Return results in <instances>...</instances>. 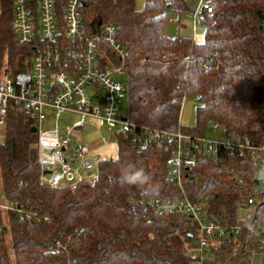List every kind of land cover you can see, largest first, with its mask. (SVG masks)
<instances>
[{"label":"trees","instance_id":"16d2710c","mask_svg":"<svg viewBox=\"0 0 264 264\" xmlns=\"http://www.w3.org/2000/svg\"><path fill=\"white\" fill-rule=\"evenodd\" d=\"M216 12L203 13V40L169 36L165 24L171 6L190 10L187 0H86L88 33L113 22L125 53L109 51L127 81V125L115 133L117 155L98 158L93 183L52 187L40 181L38 132L34 120L10 103L0 145V186L40 221L9 213V236L0 237V264H189V215L136 207L134 201L189 197L208 213L231 223L245 212L261 186L260 164L251 153L215 155L194 144L208 136L209 120L226 136L264 142V0H212ZM14 0H1L0 77L13 75L32 52L11 28ZM179 19V17H178ZM194 97L196 125L181 122L183 101ZM162 131L181 132L196 154L190 170L195 182L176 183L171 169L176 143ZM129 165L143 168L147 185L121 183ZM189 170V171H190ZM188 172L186 170L185 174ZM190 234V235H189ZM257 253H264V200L254 220ZM253 239H255L253 237ZM234 241H219L218 264H251L248 253L230 256ZM59 249V252L56 250Z\"/></svg>","mask_w":264,"mask_h":264},{"label":"built area","instance_id":"2783aa9c","mask_svg":"<svg viewBox=\"0 0 264 264\" xmlns=\"http://www.w3.org/2000/svg\"><path fill=\"white\" fill-rule=\"evenodd\" d=\"M85 1L14 0L11 28L17 41L31 46L32 52L24 60L28 71L18 67L13 75L0 77V136H4L8 108L13 103L26 117L34 120L37 127L40 181L52 187L67 184L72 190L83 181L93 183L92 171L97 166V158L90 145L74 137L76 126H68L66 134L59 132L57 121L60 115L72 111L83 117L101 119L107 125L108 137L113 130L127 125L120 114V106L127 96L125 70L122 65L115 66L109 53L112 51L124 59L125 50L117 37L118 27L108 22L88 33L83 18ZM171 10L177 11L180 17L182 9L178 5L173 4ZM204 12H216L212 0H197L196 6L188 11L193 22L192 39L197 42L203 40L198 35V22ZM48 109L55 112L56 126L53 129L42 127ZM219 128L217 121L209 120L208 131ZM161 135L177 144L170 163L176 183L183 187L188 180L195 182L198 172L191 171L190 164L195 161L196 154L185 143L188 136L166 131ZM199 146L213 155L217 153V147L229 154L246 151L259 161L261 186L258 195L248 199L245 212L237 222L231 223L209 214L206 205L187 196L140 198L134 201V205L166 214L189 215V264H218L215 250L219 241H234L230 259L244 252L254 258L258 245L262 243V239H256L253 233L257 210L264 200V142L254 145L228 133L219 139L202 137L192 148ZM10 212L16 213L20 220L40 221L28 205L18 199H8L0 186V237L10 234Z\"/></svg>","mask_w":264,"mask_h":264},{"label":"rangeland","instance_id":"374dc122","mask_svg":"<svg viewBox=\"0 0 264 264\" xmlns=\"http://www.w3.org/2000/svg\"><path fill=\"white\" fill-rule=\"evenodd\" d=\"M187 2L189 3L190 9H193L197 4V0H187ZM136 3H137V6L141 8L144 5L145 0H136ZM188 11L189 10L187 9H182V13L180 14V17L177 11H172V10L170 11L169 19L165 24V32L167 33V35L172 36V37L177 36V35L192 37L193 22L188 17ZM204 32H205V24L204 22L199 21L198 22L199 37H203ZM20 68L22 69V71H28L27 64H25L24 62L20 64ZM184 102L185 103L183 105L182 112H181V122L187 127L195 126L196 125L195 98L187 97ZM128 113H129V110H128L127 100H123L120 106V114L123 117H127ZM47 115L50 121H54V117H55L54 111H52L51 109H48ZM81 117L82 116L80 114L73 113V114L66 116L64 113L60 118V123L63 122V124H65V120H67V122L69 123L73 121L75 122V121L81 120L80 119ZM47 127L48 125H45V124L43 125L44 129ZM104 127H107V126L104 124ZM116 131L117 130H113L111 137L108 139H105L104 140L105 142L103 145L96 147L94 149L93 154L96 156L97 159L98 158H113L117 155V144H116V137H115ZM223 134H224L223 129L212 130V131H208L207 133L209 137H214L216 139L222 138ZM97 138L99 139L100 135H98ZM84 143L90 144L87 141H84ZM252 264H264V253H256L253 258Z\"/></svg>","mask_w":264,"mask_h":264},{"label":"crops","instance_id":"0c3cea01","mask_svg":"<svg viewBox=\"0 0 264 264\" xmlns=\"http://www.w3.org/2000/svg\"><path fill=\"white\" fill-rule=\"evenodd\" d=\"M64 113H65L66 116H68L70 114H73V113L74 114H79V113L72 112V111L63 112L60 115V117H59V119L57 121L59 132L62 135L66 134L67 131H68V126H70V125L76 126L75 131H74V137L75 138H79V140L82 143H84V141H87L88 143H90L88 145H90V147L92 149V154H93V151H94V149L96 147H99V146L103 145L104 142H105L104 140L110 138V137H108V135L105 136V134H104L105 131H107V129H106L107 127H104V124L106 125V123L103 120L98 119V118H94V117H91V116L83 117L80 114L82 116L80 118L81 120H78V121H75V122L73 121L71 123H69V122H67V120H65V124H63V122L60 123V118H61V116ZM44 124L48 125V127L45 128V129H53L56 126L55 117H54V121H50V119L47 116L46 120L42 123V127H43ZM98 135H100L99 139L97 138Z\"/></svg>","mask_w":264,"mask_h":264},{"label":"clouds","instance_id":"9594fccd","mask_svg":"<svg viewBox=\"0 0 264 264\" xmlns=\"http://www.w3.org/2000/svg\"><path fill=\"white\" fill-rule=\"evenodd\" d=\"M121 183L127 185H147L150 177L143 168H138L134 165H129L121 173Z\"/></svg>","mask_w":264,"mask_h":264},{"label":"water","instance_id":"95a60500","mask_svg":"<svg viewBox=\"0 0 264 264\" xmlns=\"http://www.w3.org/2000/svg\"><path fill=\"white\" fill-rule=\"evenodd\" d=\"M32 131L33 132H37V127L36 126H33L32 127ZM105 136H107L109 133H108V131H105ZM4 142H5V137L4 136H0V145H3L4 144ZM190 235V234H189Z\"/></svg>","mask_w":264,"mask_h":264}]
</instances>
